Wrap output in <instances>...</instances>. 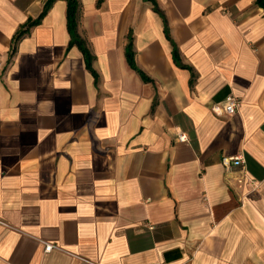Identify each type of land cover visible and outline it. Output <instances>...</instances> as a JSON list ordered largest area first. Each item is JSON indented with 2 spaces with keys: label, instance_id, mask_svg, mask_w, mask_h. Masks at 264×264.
I'll list each match as a JSON object with an SVG mask.
<instances>
[{
  "label": "crops",
  "instance_id": "1",
  "mask_svg": "<svg viewBox=\"0 0 264 264\" xmlns=\"http://www.w3.org/2000/svg\"><path fill=\"white\" fill-rule=\"evenodd\" d=\"M98 1L77 26L96 79L66 0L14 55L46 0H0V264H264V8Z\"/></svg>",
  "mask_w": 264,
  "mask_h": 264
},
{
  "label": "trees",
  "instance_id": "2",
  "mask_svg": "<svg viewBox=\"0 0 264 264\" xmlns=\"http://www.w3.org/2000/svg\"><path fill=\"white\" fill-rule=\"evenodd\" d=\"M55 1L56 0H46V2L44 4V8H43L42 12L40 13V15L36 19L28 20L27 23L15 34L14 47H13V52H12L13 55L15 54V52L17 50V46H18L19 42L22 40V38L27 33L30 32L32 27L41 23V21L47 15V13L51 9V7L53 6ZM66 1H67L68 27H69V31H70L71 36H72V39L70 41V46L77 44L80 47V49L82 50V52L85 56V61H86V65H87L88 69L91 70L93 72V74L95 75L96 79H98V74L93 67L94 56L91 54L89 48L86 46L84 41L78 36V33H77L80 2H79V0H66ZM102 1L103 0H99L98 1L99 4ZM256 3L260 7L264 8V0H256ZM166 32H167V36L170 37V32L168 31V29L166 30ZM173 56H174L175 61L177 63L181 64L178 49L176 46H174V49H173ZM127 59H128L129 64L131 65V67L133 69L138 70L145 81H151V79L143 71H141L135 63V51H134V47H133V40H130L129 43L127 44Z\"/></svg>",
  "mask_w": 264,
  "mask_h": 264
},
{
  "label": "built area",
  "instance_id": "3",
  "mask_svg": "<svg viewBox=\"0 0 264 264\" xmlns=\"http://www.w3.org/2000/svg\"><path fill=\"white\" fill-rule=\"evenodd\" d=\"M237 106H238V100L234 96H229L223 102L214 105L213 111L217 114H223V113L233 114L235 113ZM178 140L181 142L187 141L188 137L186 134L181 132L178 135ZM222 162L225 166L230 168L232 167L233 164L242 165L244 163V160L242 156H225L223 157ZM55 247L56 246H54L53 244H47L45 250L48 252L53 250ZM152 264H157V263H152Z\"/></svg>",
  "mask_w": 264,
  "mask_h": 264
}]
</instances>
